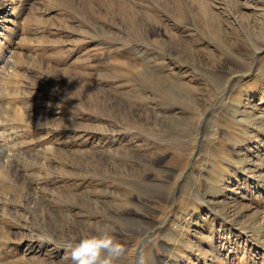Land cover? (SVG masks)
I'll return each mask as SVG.
<instances>
[{
    "label": "rangeland",
    "instance_id": "obj_1",
    "mask_svg": "<svg viewBox=\"0 0 264 264\" xmlns=\"http://www.w3.org/2000/svg\"><path fill=\"white\" fill-rule=\"evenodd\" d=\"M6 1L0 264H264V0Z\"/></svg>",
    "mask_w": 264,
    "mask_h": 264
},
{
    "label": "clouds",
    "instance_id": "obj_2",
    "mask_svg": "<svg viewBox=\"0 0 264 264\" xmlns=\"http://www.w3.org/2000/svg\"><path fill=\"white\" fill-rule=\"evenodd\" d=\"M72 264H116L124 247L104 229L88 234L67 245Z\"/></svg>",
    "mask_w": 264,
    "mask_h": 264
},
{
    "label": "bare ground",
    "instance_id": "obj_3",
    "mask_svg": "<svg viewBox=\"0 0 264 264\" xmlns=\"http://www.w3.org/2000/svg\"><path fill=\"white\" fill-rule=\"evenodd\" d=\"M9 6H10V2H8V1H6V0H3L2 1V4H0V11H3L5 8L7 9V8H9ZM3 28V26H0V29H2ZM6 28V27H5ZM1 36V35H0ZM2 37V36H1ZM1 43V42H0ZM0 48H2L1 46H0ZM2 50V49H1ZM0 55L2 56V54L0 53ZM1 56H0V58H1ZM3 60L2 59H0V64L1 65H4L5 64V61L4 62H2ZM251 65V64H250ZM10 157V155H7V154H5V152H4V150L1 148V146H0V166H3V165H5V164H8L9 163V161L10 160H5V159H7V158H9ZM9 165V164H8ZM10 166V165H9ZM13 171V170H12ZM20 171V170H19ZM17 173V172H16ZM21 174V173H20ZM22 176V175H21ZM20 177V176H19ZM23 177V176H22ZM28 200H30V199H28ZM13 211V210H12ZM12 211H10L11 212V214H14Z\"/></svg>",
    "mask_w": 264,
    "mask_h": 264
}]
</instances>
